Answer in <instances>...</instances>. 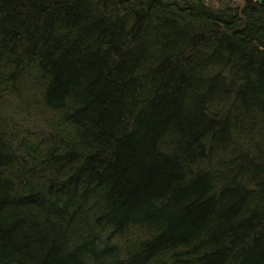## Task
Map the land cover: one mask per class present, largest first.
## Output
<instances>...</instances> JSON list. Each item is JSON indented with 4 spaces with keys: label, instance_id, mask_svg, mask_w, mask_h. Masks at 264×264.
<instances>
[{
    "label": "trees",
    "instance_id": "1",
    "mask_svg": "<svg viewBox=\"0 0 264 264\" xmlns=\"http://www.w3.org/2000/svg\"><path fill=\"white\" fill-rule=\"evenodd\" d=\"M0 264H264V5L0 0Z\"/></svg>",
    "mask_w": 264,
    "mask_h": 264
},
{
    "label": "water",
    "instance_id": "2",
    "mask_svg": "<svg viewBox=\"0 0 264 264\" xmlns=\"http://www.w3.org/2000/svg\"><path fill=\"white\" fill-rule=\"evenodd\" d=\"M256 2L260 5H264V0H256Z\"/></svg>",
    "mask_w": 264,
    "mask_h": 264
}]
</instances>
